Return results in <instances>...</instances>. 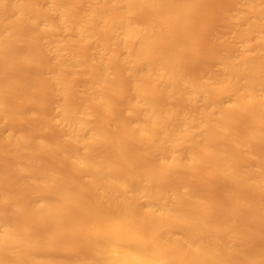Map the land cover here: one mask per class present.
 <instances>
[{
    "label": "bare ground",
    "instance_id": "6f19581e",
    "mask_svg": "<svg viewBox=\"0 0 264 264\" xmlns=\"http://www.w3.org/2000/svg\"><path fill=\"white\" fill-rule=\"evenodd\" d=\"M0 264H264V0H0Z\"/></svg>",
    "mask_w": 264,
    "mask_h": 264
},
{
    "label": "rangeland",
    "instance_id": "374dc122",
    "mask_svg": "<svg viewBox=\"0 0 264 264\" xmlns=\"http://www.w3.org/2000/svg\"><path fill=\"white\" fill-rule=\"evenodd\" d=\"M238 47H239V49H241V44H238ZM239 49H238V50H239Z\"/></svg>",
    "mask_w": 264,
    "mask_h": 264
}]
</instances>
